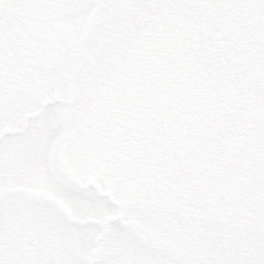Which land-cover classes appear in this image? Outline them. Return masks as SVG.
<instances>
[{"label": "rangeland", "instance_id": "obj_1", "mask_svg": "<svg viewBox=\"0 0 264 264\" xmlns=\"http://www.w3.org/2000/svg\"><path fill=\"white\" fill-rule=\"evenodd\" d=\"M107 2L26 0L24 23H9L28 38L11 43L24 98L0 104V196L54 203L0 199V264H264L260 101L236 71L227 107V74L206 75L190 28L160 22L134 49L95 38ZM185 149L188 172L170 171Z\"/></svg>", "mask_w": 264, "mask_h": 264}, {"label": "flooded vegetation", "instance_id": "obj_2", "mask_svg": "<svg viewBox=\"0 0 264 264\" xmlns=\"http://www.w3.org/2000/svg\"><path fill=\"white\" fill-rule=\"evenodd\" d=\"M24 10H27L26 0H11L7 4L0 0V104L3 108L10 101L24 98L22 90L18 89L15 83L20 82V85H23L25 70L20 62H11V43L14 38L18 39L13 49L21 51V39L28 36L18 29L11 32L9 28V23L13 28L24 23L27 18ZM160 22H164L166 27L178 24L199 32L201 52L205 55L204 67L209 68V71H205L206 75L211 73L217 84L219 75L227 74L230 87L226 89L229 92L227 107L235 97L236 71H242L244 91L254 99V105L260 101L257 105L259 111L253 114L252 120L253 125H257L260 131V150L264 164V0H108L95 38H128L129 42H126L125 46L134 49V43L150 38ZM205 26L209 28L206 30ZM89 36L85 34L84 38ZM101 44L103 45V41ZM23 126L25 128L27 124L24 123ZM254 126L252 130L256 129ZM7 130L12 129H5L2 136ZM252 130L250 128L246 133ZM20 132L21 130L17 134ZM178 137L181 143L186 142L185 134H179ZM199 144L200 140H196L194 152L196 151L195 154L200 158L203 150L199 148ZM188 151L192 149H185L181 153L183 159L178 157L175 164L181 162L187 168L183 160L185 152ZM169 162L174 165L171 157ZM187 172L188 169L185 174ZM87 189L86 186V194ZM40 195L37 192L13 190L7 191L6 196H0V199L10 196L27 200L30 196L31 200L54 203L52 198L41 199Z\"/></svg>", "mask_w": 264, "mask_h": 264}, {"label": "trees", "instance_id": "obj_3", "mask_svg": "<svg viewBox=\"0 0 264 264\" xmlns=\"http://www.w3.org/2000/svg\"><path fill=\"white\" fill-rule=\"evenodd\" d=\"M139 133H137L138 135ZM162 153V151L159 152V154ZM158 154V153H157ZM161 161V160H159ZM160 162H156L155 164H159ZM165 164V163H164ZM166 166V165H165ZM185 171L187 170L186 166L182 165L181 162H177L173 168H171V171H174V172H180V171Z\"/></svg>", "mask_w": 264, "mask_h": 264}, {"label": "water", "instance_id": "obj_4", "mask_svg": "<svg viewBox=\"0 0 264 264\" xmlns=\"http://www.w3.org/2000/svg\"><path fill=\"white\" fill-rule=\"evenodd\" d=\"M59 101H60V98L59 97L55 99V102H59ZM70 105H71V102H67L66 103V106L67 107H69ZM5 133H10V131H7ZM122 214H123V209L120 207L118 220H121L122 219ZM183 221H185V220H183Z\"/></svg>", "mask_w": 264, "mask_h": 264}]
</instances>
